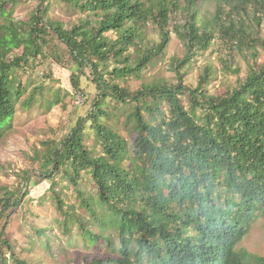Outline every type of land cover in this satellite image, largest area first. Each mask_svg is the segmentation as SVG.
Instances as JSON below:
<instances>
[{
    "label": "trees",
    "instance_id": "16d2710c",
    "mask_svg": "<svg viewBox=\"0 0 264 264\" xmlns=\"http://www.w3.org/2000/svg\"><path fill=\"white\" fill-rule=\"evenodd\" d=\"M37 1L21 21L13 18L17 0H0V141L26 90L18 69L56 63L70 71L75 93L85 96L83 79L97 93L86 117L47 145L38 170L26 171L14 190L0 189V264H41L17 255L7 229L30 189L44 181L49 189L41 201L54 206L61 236L37 229L31 247L52 252L59 237L68 246L74 240L86 250L75 264H264L263 256L237 248L264 218V59L257 65L264 0H217L205 28L198 0L190 1L196 11L176 31L186 51L171 63L173 79L135 91L118 81L140 79L161 60L171 0ZM61 3L95 19L65 29L48 16ZM150 20L159 42L147 49ZM216 35L233 59L235 51L250 55L245 76L220 94L208 90L209 69L195 87L184 85L180 70Z\"/></svg>",
    "mask_w": 264,
    "mask_h": 264
},
{
    "label": "rangeland",
    "instance_id": "374dc122",
    "mask_svg": "<svg viewBox=\"0 0 264 264\" xmlns=\"http://www.w3.org/2000/svg\"><path fill=\"white\" fill-rule=\"evenodd\" d=\"M151 1H155L153 3L155 4L160 0ZM190 1L193 2V0H171L168 3L169 6L166 5L170 7L171 14L168 24L170 42L165 53L161 60L143 73L140 79L130 78L125 82L118 81L120 86L135 91L141 85L157 78H167L169 81L173 79L175 73L171 63L182 59L186 51L185 44L177 32L184 31L186 19L193 11H196V5L191 8ZM225 1L222 0V3ZM145 2L150 5L149 1L145 0ZM197 4L199 5L200 25L203 28L208 27L215 19L217 0H198ZM37 6V0H17L13 9V18L28 21ZM228 11L229 9L226 8L225 12H222L224 13L221 16L222 20ZM48 16L62 23L65 29H70L71 26L89 17L95 19L92 15L69 8L63 3L53 5L48 11ZM144 30L147 40L145 44H142V48L148 49L159 42V32L152 20L147 23ZM217 36L206 51L196 52L189 65L180 70L184 76V85L195 87L200 77L209 69L212 76L207 86L208 90L210 94H220L233 85L238 78L245 76L252 65L250 55L246 51L239 53L235 51V59H233L230 57L233 52ZM261 38L264 40V20L261 27ZM17 53H20V50ZM259 53L261 54H259L258 66L264 59V52L259 50ZM225 62L230 63V67L237 69L239 74L235 75L228 71L225 68ZM36 64L38 66L34 69L23 68L15 72L17 80L26 86V90L16 104L10 130L0 141V189L14 190L26 171L38 170L47 145L58 143L77 124L80 117H86L97 93L95 85L85 79H83L85 96L75 93L70 83L71 74L67 68H61L56 63H42L41 61H37ZM86 71L88 72L89 69ZM49 74L50 78L47 77ZM34 89H38L34 101L29 108H26L23 102L34 92ZM55 100H58V103L52 104ZM48 189L49 183L45 181L30 189L27 199L16 209L18 213L7 229L8 235L16 244L17 255L32 260L34 263L75 264L81 257V253H85L86 250L79 242H73L74 240L68 246L66 238L59 237V242L53 244L52 252L40 248L39 243L31 247V241L36 239L34 237L37 229H46L50 235L61 236L55 225L58 217L54 206L46 202L47 198L41 201ZM59 247H63L64 250L61 252L58 250ZM237 248L264 257V218L252 225L247 236ZM8 264L13 263L8 260Z\"/></svg>",
    "mask_w": 264,
    "mask_h": 264
}]
</instances>
